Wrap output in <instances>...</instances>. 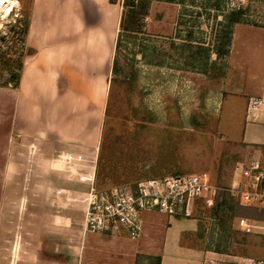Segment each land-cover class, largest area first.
Returning a JSON list of instances; mask_svg holds the SVG:
<instances>
[{
	"label": "rangeland",
	"instance_id": "rangeland-1",
	"mask_svg": "<svg viewBox=\"0 0 264 264\" xmlns=\"http://www.w3.org/2000/svg\"><path fill=\"white\" fill-rule=\"evenodd\" d=\"M32 1L0 0L3 82L10 78L5 63L18 69L32 54L21 34ZM123 3L111 0L121 44L100 110L94 187L134 188L149 179L207 174L216 191L195 208L193 218L161 217L156 239L163 246V264H194L184 257L199 242V225L213 245L264 259V230L247 233L241 222L264 227V209L235 200L225 211L222 200L237 164L264 158V146L245 142L250 135L264 141V124L254 122L257 111L248 110L250 95L264 85V0H152L142 31L120 37L127 12ZM233 10L243 11L242 23L233 27L228 54L217 56L212 49L224 30V16Z\"/></svg>",
	"mask_w": 264,
	"mask_h": 264
},
{
	"label": "crops",
	"instance_id": "crops-1",
	"mask_svg": "<svg viewBox=\"0 0 264 264\" xmlns=\"http://www.w3.org/2000/svg\"><path fill=\"white\" fill-rule=\"evenodd\" d=\"M114 12L111 0L32 1L25 36L32 54L16 87L0 85L1 264H139L157 258L163 264L156 236L164 214L146 212L136 240L85 227L101 144L100 110L115 58ZM256 92L249 98L264 104V85ZM255 116L264 124V105ZM252 137L245 142L264 146ZM258 160L264 166V158ZM201 229L184 262L255 259L213 245Z\"/></svg>",
	"mask_w": 264,
	"mask_h": 264
},
{
	"label": "built area",
	"instance_id": "built-area-1",
	"mask_svg": "<svg viewBox=\"0 0 264 264\" xmlns=\"http://www.w3.org/2000/svg\"><path fill=\"white\" fill-rule=\"evenodd\" d=\"M263 105L260 97H251L248 110L254 112ZM66 158L70 163L72 158L67 154ZM234 176L229 196L242 206L264 209V166L261 162L253 159L248 166L237 164ZM215 191L207 174L149 179L134 188L124 186L98 191L92 185L86 197L85 227L93 233H125L136 240L142 233L146 212L190 219L195 216V208L206 204ZM241 222L247 233L254 229L264 230V227L251 224L247 219H241ZM207 264L218 263L212 261ZM248 264H264V259L251 260Z\"/></svg>",
	"mask_w": 264,
	"mask_h": 264
},
{
	"label": "trees",
	"instance_id": "trees-1",
	"mask_svg": "<svg viewBox=\"0 0 264 264\" xmlns=\"http://www.w3.org/2000/svg\"><path fill=\"white\" fill-rule=\"evenodd\" d=\"M152 0H124L123 6L127 9V12L122 16L120 20V37L121 34H128L131 35L132 33L138 34L144 28V20L145 17L148 15V6ZM158 1V0H157ZM242 10H233L228 15L224 16V30L221 34L218 35V40L216 41L217 45L213 47L212 51L216 53L217 56L226 55L229 52V47L231 44L232 36H233V27L236 24L242 23ZM23 28L21 29V34L25 37L28 31L29 22L28 19L25 21ZM121 40L118 37L116 42V50L120 47ZM208 50V49H207ZM209 58V55H207ZM2 57L1 59H3ZM5 67L7 68L6 71L10 72L9 80L3 82L1 80L2 75H0V85L6 86L8 84H12L14 87L18 85V80L20 77V73L23 67V63H18V69L9 63H5ZM116 64L114 63V69ZM222 200L223 205L225 206L224 209L226 210L227 206H232L233 202L235 201L234 198L230 197L227 193H222ZM231 209V207H229ZM231 211V210H229ZM216 212V211H215ZM217 213V212H216ZM220 214V213H218ZM217 214H214V217H217ZM219 217V216H218ZM157 264H160V258L156 259Z\"/></svg>",
	"mask_w": 264,
	"mask_h": 264
},
{
	"label": "bare ground",
	"instance_id": "bare-ground-1",
	"mask_svg": "<svg viewBox=\"0 0 264 264\" xmlns=\"http://www.w3.org/2000/svg\"><path fill=\"white\" fill-rule=\"evenodd\" d=\"M11 6H12V4H11Z\"/></svg>",
	"mask_w": 264,
	"mask_h": 264
}]
</instances>
